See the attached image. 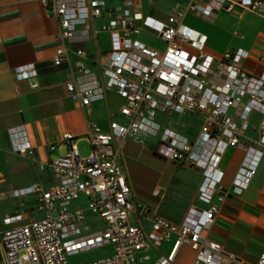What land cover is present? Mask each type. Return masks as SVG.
<instances>
[{
    "label": "built area",
    "instance_id": "obj_1",
    "mask_svg": "<svg viewBox=\"0 0 264 264\" xmlns=\"http://www.w3.org/2000/svg\"><path fill=\"white\" fill-rule=\"evenodd\" d=\"M37 1L56 19L58 36L67 44L90 43L100 32L110 34V50L97 61V69L86 65L82 49L72 53L60 47L52 63L68 68L67 93L83 108L115 92L124 101L120 114L125 123L112 122L107 131L92 125L87 158L81 157L75 136L64 134L69 144L66 155L41 165L42 170L51 169L57 183L49 188L36 183L11 192L14 198L35 196L34 211L41 217L28 218L21 211L3 218L0 264H73V259L98 250L105 255L79 264H144L150 258L140 256L143 251L160 249L174 236L170 254L154 264H176L183 247L194 252L192 264H223L225 259L238 264L206 233L227 195L248 189L263 157L254 146H244V161L227 189L223 155L228 148L242 146L254 113L263 116L258 145L264 147V71L255 76L244 70L249 58L244 50H228L220 59L207 54L206 38L184 20L188 14L213 18L237 8L264 17V0H189L183 8L170 10L166 22L144 14L154 0H112L118 3L112 8L106 0ZM109 10L113 18L96 29L95 23ZM143 32L164 42V49L138 39ZM14 75L17 82L30 81L37 78L38 70L28 64L17 67ZM158 113L198 115L202 125L192 140L164 128L157 121ZM8 135L12 153L33 156L23 126L10 129ZM138 135L156 138L162 158L202 172L197 200L203 207H190L180 224L155 217L147 232L133 223L150 212L148 206L135 202L122 159L124 142ZM6 197L1 195L0 200ZM256 264H264V250Z\"/></svg>",
    "mask_w": 264,
    "mask_h": 264
},
{
    "label": "crops",
    "instance_id": "obj_2",
    "mask_svg": "<svg viewBox=\"0 0 264 264\" xmlns=\"http://www.w3.org/2000/svg\"><path fill=\"white\" fill-rule=\"evenodd\" d=\"M189 0H154L146 5L144 14L166 22L172 9L183 8ZM112 8L118 3L106 0ZM109 10L94 27L101 26L113 18ZM184 24L206 38L205 52L220 59L228 50H244L249 58L244 61V70L255 76L264 71V17L250 10L237 8L233 13L219 12L213 18L188 14ZM55 18L37 0H0V229L7 215L23 211L28 218L41 217L34 211L35 196L14 198V190L41 184L49 188L57 183L50 168L41 169L60 156L66 155L69 144L63 139L70 133L76 138L78 149L89 145L87 134L92 125L107 131L112 122L125 123L120 114L124 101L109 92L104 101L88 107L75 103L67 93L65 82L69 72L66 66L55 67L53 58L56 50L66 47L70 52L82 49L86 52L84 62L97 69L100 57L110 50V34L100 32L90 43L67 44L59 36ZM138 39L152 48L164 42L154 34L143 32ZM72 61L76 60L71 54ZM34 64L38 76L30 81L17 82L14 70L19 66ZM37 85V87H33ZM263 116L254 113L250 127L241 138V147L228 148L223 155L222 170L224 184L231 188L232 181L245 158L244 146H254L263 152L257 172L246 191L241 195L229 193L207 237L223 246L225 254L232 256L238 264H256L264 250V147L258 145L260 125ZM157 121L178 134L194 139L199 132L202 119L198 115L178 116L157 114ZM23 126L34 148L33 156H20L11 152L8 131ZM158 140L145 135L128 138L122 149V159L136 203L148 206L150 212L135 218L133 223L147 232L151 230V220L164 217L180 224L192 206L203 207L197 200L202 172L192 166H182L166 160L157 153ZM91 147V146H90ZM160 160L165 161V171L158 169ZM171 167V170H167ZM159 171V172H158ZM158 175L151 183L148 175ZM138 178L136 183L134 177ZM193 184V185H192ZM157 192H160L157 195ZM188 198V199H187ZM187 199V200H185ZM90 221V216H88ZM176 237L164 242L160 249H148L140 256H148L144 264H154L160 257L168 256ZM102 252V253H101ZM104 250H98L77 257L79 264L89 259L102 257ZM98 254V255H97ZM194 252L180 249L176 264H192ZM225 259L223 264H229Z\"/></svg>",
    "mask_w": 264,
    "mask_h": 264
},
{
    "label": "rangeland",
    "instance_id": "obj_3",
    "mask_svg": "<svg viewBox=\"0 0 264 264\" xmlns=\"http://www.w3.org/2000/svg\"><path fill=\"white\" fill-rule=\"evenodd\" d=\"M156 46H158V48H160V49H163L164 48V46H163V44L162 43H159V44H155ZM79 152H80V155H81V157L82 158H87V157H89V155L91 154V147L89 146V145H82L81 147H80V149H79ZM166 167V163H165V161H163V160H160L159 161V163H158V169L160 170V171H165V168ZM172 168L171 167H169L167 170L169 171V170H171ZM159 172V171H158ZM134 180H135V182L137 183L139 180H138V178L135 176L134 177ZM148 180H149V182H151V183H155L157 180H158V175L156 174V173H154V172H152L151 174H149L148 175ZM193 185V184H192ZM188 199V198H187ZM187 199H185V200H187ZM84 202H81V204H83ZM78 205V204H77ZM78 206H80V205H78ZM102 253V252H101ZM98 255V254H97ZM80 261V259L79 258H75V259H73V261H72V263H75V262H79Z\"/></svg>",
    "mask_w": 264,
    "mask_h": 264
}]
</instances>
